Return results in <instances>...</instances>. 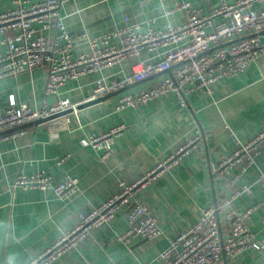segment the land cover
<instances>
[{"label": "crops", "instance_id": "0c3cea01", "mask_svg": "<svg viewBox=\"0 0 264 264\" xmlns=\"http://www.w3.org/2000/svg\"><path fill=\"white\" fill-rule=\"evenodd\" d=\"M181 0H69L62 7L65 23L71 32L86 29L98 36L129 14L135 21L157 19L181 25L187 21L183 11L167 16L163 11ZM203 7V0H188ZM234 1V0H230ZM217 0H210V8ZM0 0V8L9 6ZM12 31L7 32L11 34ZM2 35H0V38ZM86 49L80 45L76 52ZM157 53H143L141 59L157 61ZM128 62L106 75L120 78L130 73ZM47 69L39 67L15 77L0 80V100L6 104L11 95L17 102L40 106L54 96L45 95ZM169 74L160 72L128 86L125 91L103 101L78 108L67 126L51 128L46 123L26 126V133L0 140V264H25L41 250L55 243L77 219L121 189L120 182L132 183L148 173L157 163L173 154L189 138L200 134L195 149L184 155L163 177L138 191L139 199L152 207L163 234L128 245L115 239L129 227L126 210L112 222L91 232L76 248L54 264H166L157 259L170 238L189 229L196 220L197 206H214L231 193V185L215 172L223 157L239 143L249 141L264 130V57L234 79L222 80L213 93L203 88L188 96L182 105L174 93L139 107L116 111L123 93H136ZM96 75L69 81L62 96L83 100L93 93ZM120 124L126 128L114 142V154L102 161L100 151L82 140L89 134L109 130ZM66 157L59 165L57 161ZM264 170V145L254 165L242 175L241 182L253 184L252 194L233 201L239 210L259 204L249 219L251 231L264 239V188L256 181ZM52 173L60 179L64 173L78 176L79 190L70 200H62L39 188L15 185L19 172ZM223 227L226 223L222 222ZM222 264H264V255L244 251L237 261L222 257Z\"/></svg>", "mask_w": 264, "mask_h": 264}, {"label": "built area", "instance_id": "2783aa9c", "mask_svg": "<svg viewBox=\"0 0 264 264\" xmlns=\"http://www.w3.org/2000/svg\"><path fill=\"white\" fill-rule=\"evenodd\" d=\"M8 1V7L0 8V80L45 67V95L55 99L45 100L40 106L19 103L13 95L6 104L0 100V140L26 133L23 125L29 122L61 113L65 114L43 123L51 128L66 127L70 115H77L82 103L160 72L168 71L169 74L147 89L121 94L115 105L116 111L139 107L171 93L186 105L188 96L197 89L213 93L220 81L238 77L256 59L264 57V0H217L212 8L210 0H203L207 11L188 0L176 1L163 11V15L183 11L187 21L181 25L168 22L158 26L155 18L135 21L126 13L122 21L98 36H91L86 29L71 32L67 28L62 7L69 0ZM9 31L12 33L7 35ZM84 44L86 49L76 52ZM143 53H157L155 56L160 59L155 62L141 59ZM124 62L130 65L129 74H122L120 78L105 74L106 70L118 69ZM85 75L97 76L91 96L80 101L62 96L69 81ZM125 128V124H120L104 132L89 134L82 143L100 151V159L107 161L114 154L115 140ZM200 141V134L189 138L141 178L132 183L120 182L119 192L90 211L80 213L77 221L55 243L25 264H54L88 238L93 230L112 222L122 209H127L129 227L116 233L117 241L130 245L161 236L163 229L155 210L139 199L138 191L163 177ZM263 145L264 130L249 141L239 143L231 154L223 157L215 172L228 181L231 193L214 206H197L193 225L170 238L157 257L159 261L166 264H222L224 254L234 262L248 250L264 255V239L257 238L249 227V219L259 204H251L244 210L232 204L244 193H253V184L242 183L241 177L255 164ZM65 158L57 163L61 165ZM255 182L264 188V170L259 171ZM15 185L39 188L62 200H70L79 190V178L68 172L55 179L52 173L44 171L30 175L21 171Z\"/></svg>", "mask_w": 264, "mask_h": 264}, {"label": "water", "instance_id": "95a60500", "mask_svg": "<svg viewBox=\"0 0 264 264\" xmlns=\"http://www.w3.org/2000/svg\"><path fill=\"white\" fill-rule=\"evenodd\" d=\"M249 36H251V35H249ZM239 39H240V38H238V39H236V40H239ZM232 42H235V40H234V41H231V42H227V43L221 44V45H218L217 47L212 48V49L209 50L208 52L214 50L215 48L222 47V46H226V45H228V44H230V43H232ZM129 86H130V85H129ZM127 87H128V86H127ZM127 87H125V88H123V89H121V90H118V91H115V92L109 93V94H107V95H105V96H101V97H99V98H96V99L90 100V101H88V102L82 103L79 107L88 106V105H91V104H94V103H97V102L103 101V100H105L106 98L110 97L111 95H114V94L121 93V92L125 91V89H126ZM63 114H65V113H61V114H57V115H53V116L48 117V118L38 119V120H35V121H33V122H29V123H27V124H25V125H23V126L26 127V126H29V125H32V124H40V123H43V122H45V121H47V120H50V119H52V118H56V117H58V116H61V115H63ZM216 204H217V202H216ZM217 213H218V212H217ZM223 256L226 257L225 254H224Z\"/></svg>", "mask_w": 264, "mask_h": 264}]
</instances>
